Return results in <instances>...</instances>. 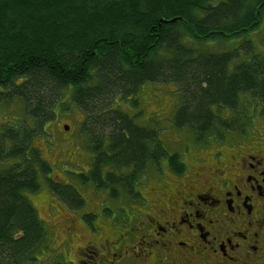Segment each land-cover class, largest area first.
<instances>
[{"label": "trees", "instance_id": "1", "mask_svg": "<svg viewBox=\"0 0 264 264\" xmlns=\"http://www.w3.org/2000/svg\"><path fill=\"white\" fill-rule=\"evenodd\" d=\"M263 8L264 0H0V105L20 102L26 123L0 133V159H13L0 171V264H57V256L38 258L46 230L23 194L39 186L34 165L48 169L29 144L31 132H45L57 106L82 111L93 154L85 179L112 197L134 188L147 160L156 166L167 156L155 130L119 109L121 102L138 107L142 84L175 85L181 103L173 123L200 139L245 132L242 96L264 114L263 55L231 66L230 53L186 43L243 33ZM168 156L170 164L178 159ZM50 186L69 206L84 203L70 185L69 193Z\"/></svg>", "mask_w": 264, "mask_h": 264}, {"label": "rangeland", "instance_id": "2", "mask_svg": "<svg viewBox=\"0 0 264 264\" xmlns=\"http://www.w3.org/2000/svg\"><path fill=\"white\" fill-rule=\"evenodd\" d=\"M218 1L220 0H214V3ZM186 43L191 47L196 46L200 52L230 53L233 57L231 66L249 60L251 53L264 56V8L258 23L243 33L223 39L212 38L206 42L199 39L194 42L190 39ZM173 91L175 85L172 84L145 83L137 94L139 108L132 107L128 102H121L119 109L130 116L136 115V125L155 130L167 154L177 153L180 161L190 162L202 152L226 150L232 133L226 132L220 140L211 136L200 139L187 128L174 125L172 112L181 103V96ZM241 101L242 107L245 104L247 106L245 109L239 108V111L244 110L246 116L243 118L246 123L245 137L255 138L258 131L264 135V114L261 108L257 107L254 111L253 102L248 96H242ZM63 106L56 107L55 117L45 126V132L35 129L31 132L32 139L28 142L47 162L48 169L43 171L39 165H34L39 186L35 191H23V194L34 204L46 230V248L38 256L39 260L50 261L57 256V264H82L81 262L87 263L88 260L79 256L78 248L85 243V236L90 237V233L96 228L100 231L98 227L92 228L93 225H103L109 232L137 230L142 220L140 211L145 205V192L153 184V180H165L170 174L178 176L179 173L170 167L166 157L160 160L159 170L147 160L146 171L132 190H122L119 187L121 193L117 197L109 196L106 189H97L92 179H85L89 176L88 169L93 154L88 150L86 135L80 130L84 116L82 111L74 105L68 110ZM220 114L226 117L232 116L233 112L224 110ZM24 118L20 102L13 100L1 104L0 133L10 125L25 126ZM28 122L31 125L32 121L28 119ZM65 125L69 126L68 130ZM11 162L13 159L1 158L0 171L8 168ZM50 183H57L67 193L70 191L66 187L70 185L77 190L84 203L76 208L69 206L52 192ZM94 205L97 207L94 208ZM88 210L95 212L88 214Z\"/></svg>", "mask_w": 264, "mask_h": 264}, {"label": "flooded vegetation", "instance_id": "3", "mask_svg": "<svg viewBox=\"0 0 264 264\" xmlns=\"http://www.w3.org/2000/svg\"><path fill=\"white\" fill-rule=\"evenodd\" d=\"M231 133L224 151L173 164L167 154L179 175L153 180L140 227L109 232L96 223L100 231L78 248L81 263L264 264V135Z\"/></svg>", "mask_w": 264, "mask_h": 264}, {"label": "water", "instance_id": "4", "mask_svg": "<svg viewBox=\"0 0 264 264\" xmlns=\"http://www.w3.org/2000/svg\"><path fill=\"white\" fill-rule=\"evenodd\" d=\"M174 20H175V18L170 19L169 21H174ZM65 129H68V125H65Z\"/></svg>", "mask_w": 264, "mask_h": 264}]
</instances>
